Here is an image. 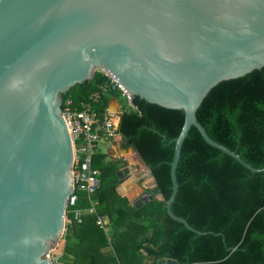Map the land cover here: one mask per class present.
<instances>
[{
  "label": "water",
  "instance_id": "1",
  "mask_svg": "<svg viewBox=\"0 0 264 264\" xmlns=\"http://www.w3.org/2000/svg\"><path fill=\"white\" fill-rule=\"evenodd\" d=\"M263 67L264 0H0V264H52L73 191L62 95L99 70L130 100L183 112L165 209L188 231L209 234L171 210L181 147L194 127L211 147L264 172L212 140L196 117L217 84ZM139 164L150 191L138 183L141 172H116V190L129 192L136 209L163 199L149 167Z\"/></svg>",
  "mask_w": 264,
  "mask_h": 264
},
{
  "label": "trees",
  "instance_id": "2",
  "mask_svg": "<svg viewBox=\"0 0 264 264\" xmlns=\"http://www.w3.org/2000/svg\"><path fill=\"white\" fill-rule=\"evenodd\" d=\"M103 81L97 71L91 81L63 94L62 101L71 98L79 108ZM111 97L126 104L119 93L108 91L96 107L99 114ZM131 104L133 108L123 110L119 117L121 148H131L149 167L163 199L153 198L134 208L126 194L116 190V172L125 166L123 160L105 162V155H96L92 165L100 172V186L92 200L97 209L83 215L81 223L72 220L71 232L64 233L63 251L73 257L67 264H144L145 260L156 264L160 258L177 264H264V172L247 170L208 145L191 127L181 147L178 190L171 210L209 234L188 231L165 209L171 192L174 140L184 122L183 112L139 97H133ZM196 117L212 140L251 167L264 168V67L217 84L202 101ZM77 207H90L85 195L79 196ZM105 215L111 219L110 237L96 223ZM104 247L109 250L102 252Z\"/></svg>",
  "mask_w": 264,
  "mask_h": 264
},
{
  "label": "built area",
  "instance_id": "3",
  "mask_svg": "<svg viewBox=\"0 0 264 264\" xmlns=\"http://www.w3.org/2000/svg\"><path fill=\"white\" fill-rule=\"evenodd\" d=\"M104 81L99 89L93 92L87 101L75 107L71 98L62 102V117L66 123L73 149V191L66 209V223L75 221L81 223L83 215L93 212L97 202L92 200L93 194L100 186V172L93 167L92 162L98 153V147L110 143L117 135V126L120 115L110 111L107 107L101 114L97 112V105L108 91L119 93L128 106L132 107L131 100L117 79L107 71L99 70ZM122 111H120L121 114ZM85 195L90 203L87 209L77 207L79 196ZM95 212V211H94ZM93 212V213H94ZM71 216V218L68 217ZM97 225H102L98 217ZM52 264H59L55 257L50 256Z\"/></svg>",
  "mask_w": 264,
  "mask_h": 264
},
{
  "label": "crops",
  "instance_id": "4",
  "mask_svg": "<svg viewBox=\"0 0 264 264\" xmlns=\"http://www.w3.org/2000/svg\"><path fill=\"white\" fill-rule=\"evenodd\" d=\"M118 100H119V98H117V97H111V98H109L108 99V102H107V108L109 110L112 109V108H114L115 109V112H120L121 111V104L119 103ZM110 111H112V110H110ZM121 144H122V138H121V136L119 134H117L116 137L110 143H108V144H102L103 147H101V145L98 147V153H97V155H105V162H107L109 160H118V159H121L126 164L124 167L127 166V167L130 168L131 172L138 173L139 172V168L138 167H139L140 164L137 163L138 166H134V168H132L130 165H127V163L129 164L128 160L126 158L122 157V152L124 154L126 150H123L121 148ZM138 160H139V158H138ZM142 174L144 175L145 173H142ZM142 174L140 175L141 177H143ZM142 188L143 189H146V187H144V184H142ZM135 189H137V188H135ZM135 192L137 193V191L134 190V193ZM128 193L129 192L123 193V194H126V196H127ZM130 202L132 203V201H130ZM132 205H133V203H132ZM99 208H100V206H99ZM96 209H97V203L93 207V212L96 211ZM93 212H88V213H85V214H91ZM105 217H107V218H105ZM100 218L102 220V225H100V226L103 228L105 234L108 237H110V235H111V233L113 231L112 230L111 219L107 215H105L103 217H100ZM69 227H70V223L69 224L66 223L65 232L68 230ZM123 229H124L123 227L120 228V231L123 230ZM68 231H69V233L71 232L70 229ZM72 239H73V241L75 240L74 238H72ZM108 250H109V247H104V248L101 249L102 252H105V251H108ZM52 256L55 257V259L59 262V264L71 263L72 260H73V257L72 256L64 253V251H63V239L60 240V242L58 244V247L55 249V251H53ZM144 264H152V261L145 260L144 261Z\"/></svg>",
  "mask_w": 264,
  "mask_h": 264
},
{
  "label": "rangeland",
  "instance_id": "5",
  "mask_svg": "<svg viewBox=\"0 0 264 264\" xmlns=\"http://www.w3.org/2000/svg\"><path fill=\"white\" fill-rule=\"evenodd\" d=\"M118 101L121 104V111L129 110L131 108L130 106H128L127 103L125 104L122 99H119ZM118 114L120 115V112H118ZM101 147H103V145H101ZM122 157H124L128 160L129 164L127 163V165H130L132 168H134V166H138L137 163L139 164L138 157L136 156V154L134 153V151L131 148L126 150L124 154L122 152ZM138 168H139V172H141V174L142 173L146 174V172L142 169V166L139 165ZM145 174L144 175L142 174L143 178L141 177V179L139 180V183L141 185L144 184V187H146V190L150 191L153 189V184L151 183V179L146 176L147 174L146 175ZM53 251H55V250H53ZM53 251H52V253H53Z\"/></svg>",
  "mask_w": 264,
  "mask_h": 264
},
{
  "label": "bare ground",
  "instance_id": "6",
  "mask_svg": "<svg viewBox=\"0 0 264 264\" xmlns=\"http://www.w3.org/2000/svg\"><path fill=\"white\" fill-rule=\"evenodd\" d=\"M110 110H112V111H115V109H114V108H112V109H110Z\"/></svg>",
  "mask_w": 264,
  "mask_h": 264
}]
</instances>
